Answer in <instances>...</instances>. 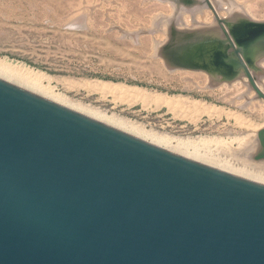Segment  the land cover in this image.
Listing matches in <instances>:
<instances>
[{
	"label": "water",
	"instance_id": "obj_1",
	"mask_svg": "<svg viewBox=\"0 0 264 264\" xmlns=\"http://www.w3.org/2000/svg\"><path fill=\"white\" fill-rule=\"evenodd\" d=\"M0 264H264V184L0 79Z\"/></svg>",
	"mask_w": 264,
	"mask_h": 264
},
{
	"label": "rangeland",
	"instance_id": "obj_2",
	"mask_svg": "<svg viewBox=\"0 0 264 264\" xmlns=\"http://www.w3.org/2000/svg\"><path fill=\"white\" fill-rule=\"evenodd\" d=\"M260 27L264 0H0V56L45 71L67 100L173 146L180 139L253 134L257 162L264 160L258 158L264 98L225 51L231 40L244 47L240 54L264 91V56L249 61L247 54ZM100 81L176 103L170 108L91 85Z\"/></svg>",
	"mask_w": 264,
	"mask_h": 264
},
{
	"label": "bare ground",
	"instance_id": "obj_3",
	"mask_svg": "<svg viewBox=\"0 0 264 264\" xmlns=\"http://www.w3.org/2000/svg\"><path fill=\"white\" fill-rule=\"evenodd\" d=\"M232 42L236 48V43L234 41ZM160 45L161 42L157 44L158 49L160 48ZM257 49H250L248 46L247 54L249 55L251 52L250 56H255ZM10 59L8 57L0 56V79L176 154L206 164L218 170L264 184V160L257 162L251 160L252 155L259 146L258 139L253 134L228 139L217 137H205L196 140L180 139L179 141H176V145L173 146L171 145L173 142L166 137L164 138L153 134L150 135L148 132L139 130L137 127L128 124L126 120L116 118L117 116L103 114L99 111L97 112L91 108L89 109L88 107L67 100L54 90L50 84L51 77L49 78V75L47 76L44 73L45 71L42 72L36 70L27 66V64ZM91 85L106 91H117L125 93L126 95L131 94L133 97L135 96L144 100V102H156L158 104L167 105L170 108L175 106L176 103V100L171 96L162 93L152 94L140 87L124 88L119 84L113 85L104 81L95 82ZM239 121L240 120H238V123Z\"/></svg>",
	"mask_w": 264,
	"mask_h": 264
},
{
	"label": "flooded vegetation",
	"instance_id": "obj_4",
	"mask_svg": "<svg viewBox=\"0 0 264 264\" xmlns=\"http://www.w3.org/2000/svg\"><path fill=\"white\" fill-rule=\"evenodd\" d=\"M233 42H232V40H231V42H230V47H226V51H225V56H230V59L233 61V63L234 64H232V62L230 63V62H228V63H230V65L232 66H234L235 67V70L236 69H240V68H243L244 69V66L242 65V63H241V61H242V58H241V56L242 55H240V53H238L237 52V50L239 49L238 48V46L236 47V49L234 50L232 47V44ZM229 45V44H228ZM243 49H244V47H242ZM245 51V50H244ZM250 55H248V57H249ZM243 57V56H242ZM229 59V60H230ZM243 59H244V57H243ZM245 60V59H244ZM255 59H251V60H249V61H254ZM223 61H224V63H226L228 60H225V59H223Z\"/></svg>",
	"mask_w": 264,
	"mask_h": 264
}]
</instances>
